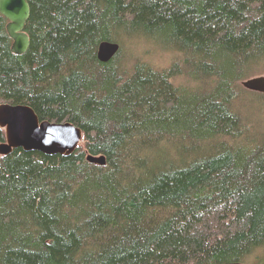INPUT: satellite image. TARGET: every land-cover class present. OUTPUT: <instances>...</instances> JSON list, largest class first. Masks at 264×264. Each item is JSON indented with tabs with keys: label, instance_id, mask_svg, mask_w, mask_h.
Returning <instances> with one entry per match:
<instances>
[{
	"label": "trees",
	"instance_id": "16d2710c",
	"mask_svg": "<svg viewBox=\"0 0 264 264\" xmlns=\"http://www.w3.org/2000/svg\"><path fill=\"white\" fill-rule=\"evenodd\" d=\"M29 1L0 101L83 136L0 153V264H264V0Z\"/></svg>",
	"mask_w": 264,
	"mask_h": 264
},
{
	"label": "water",
	"instance_id": "95a60500",
	"mask_svg": "<svg viewBox=\"0 0 264 264\" xmlns=\"http://www.w3.org/2000/svg\"><path fill=\"white\" fill-rule=\"evenodd\" d=\"M0 13L7 19V31L13 39V52L24 53L30 45V35L26 23L30 17L29 0H0ZM120 44L112 40H102L98 45V57L103 61L111 59L119 50ZM251 90L264 92V74H257L242 80ZM0 126L5 129L6 140L0 142V153L8 154L13 148L37 149L48 154H70L82 139L81 127L69 120H40L35 110L22 103L0 101ZM90 162L106 164L104 154H87ZM219 264H245L243 262H223Z\"/></svg>",
	"mask_w": 264,
	"mask_h": 264
},
{
	"label": "rangeland",
	"instance_id": "374dc122",
	"mask_svg": "<svg viewBox=\"0 0 264 264\" xmlns=\"http://www.w3.org/2000/svg\"><path fill=\"white\" fill-rule=\"evenodd\" d=\"M156 56H157V55L152 56V60H153L154 62H156ZM158 61H159V62H162L163 60L158 59Z\"/></svg>",
	"mask_w": 264,
	"mask_h": 264
},
{
	"label": "bare ground",
	"instance_id": "6f19581e",
	"mask_svg": "<svg viewBox=\"0 0 264 264\" xmlns=\"http://www.w3.org/2000/svg\"><path fill=\"white\" fill-rule=\"evenodd\" d=\"M27 24V23H26ZM7 25V24H6ZM7 28V27H6ZM9 34V33H8ZM97 53H98V51H97ZM98 55V54H97ZM204 57V56H203ZM99 58V57H98ZM238 93V92H237ZM226 94V93H225ZM260 99V98H259ZM84 248V247H83ZM89 248H90V246H89ZM81 251V250H80ZM82 252H83V250H82ZM82 255V254H81ZM220 261V260H219Z\"/></svg>",
	"mask_w": 264,
	"mask_h": 264
}]
</instances>
